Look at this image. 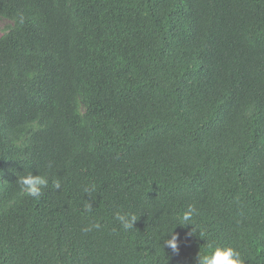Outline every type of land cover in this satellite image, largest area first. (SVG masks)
<instances>
[{"label": "trees", "instance_id": "trees-1", "mask_svg": "<svg viewBox=\"0 0 264 264\" xmlns=\"http://www.w3.org/2000/svg\"><path fill=\"white\" fill-rule=\"evenodd\" d=\"M0 18V264H196L217 244L264 264V0H0ZM188 205L204 237L176 225Z\"/></svg>", "mask_w": 264, "mask_h": 264}, {"label": "clouds", "instance_id": "clouds-1", "mask_svg": "<svg viewBox=\"0 0 264 264\" xmlns=\"http://www.w3.org/2000/svg\"><path fill=\"white\" fill-rule=\"evenodd\" d=\"M17 183L20 186L21 192L32 198H39L43 194V189L47 187L49 180L46 175L33 174L29 172L26 175L19 176ZM54 186L59 189L60 181L56 180ZM95 185L85 186L84 193L91 195L95 191ZM92 205H86V211H91ZM197 215V209L194 205H188L186 209L177 217L176 225L188 226L192 225L189 235L196 234L204 237L205 232L195 223L194 217ZM115 219L120 223L124 230L132 229L137 221V216L131 213L117 212ZM175 225V226H176ZM100 225L92 224L85 226L82 231L85 233L91 232L94 228L98 229ZM170 234V235H169ZM163 248L167 247L173 253L178 252V235L172 231L168 232L162 240ZM196 264H246L245 257L241 250L232 245H209L206 250H201L197 254Z\"/></svg>", "mask_w": 264, "mask_h": 264}, {"label": "rangeland", "instance_id": "rangeland-1", "mask_svg": "<svg viewBox=\"0 0 264 264\" xmlns=\"http://www.w3.org/2000/svg\"><path fill=\"white\" fill-rule=\"evenodd\" d=\"M11 24L9 20L0 18V36L4 33L6 27Z\"/></svg>", "mask_w": 264, "mask_h": 264}]
</instances>
